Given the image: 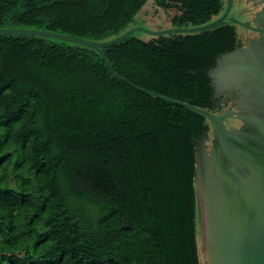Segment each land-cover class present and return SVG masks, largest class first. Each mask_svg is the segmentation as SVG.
<instances>
[{"label":"trees","instance_id":"1","mask_svg":"<svg viewBox=\"0 0 264 264\" xmlns=\"http://www.w3.org/2000/svg\"><path fill=\"white\" fill-rule=\"evenodd\" d=\"M149 0H0V29L105 41ZM173 26L201 25L225 0H154ZM99 50L53 36L0 34V264H208L198 146L231 108L210 75L244 44L237 24ZM110 63V65L108 64ZM114 69L118 74H116Z\"/></svg>","mask_w":264,"mask_h":264},{"label":"water","instance_id":"2","mask_svg":"<svg viewBox=\"0 0 264 264\" xmlns=\"http://www.w3.org/2000/svg\"><path fill=\"white\" fill-rule=\"evenodd\" d=\"M227 22L237 24L244 44L219 55L210 75L225 90L237 92L231 108L213 112L138 88L202 113L212 124L211 140L200 139L197 154L207 263L264 264V0H225L224 10L204 24L161 29L135 26L105 41L30 28H2L0 34L34 33L77 41L96 48L106 60L103 47L136 31L155 37L212 29Z\"/></svg>","mask_w":264,"mask_h":264},{"label":"rangeland","instance_id":"3","mask_svg":"<svg viewBox=\"0 0 264 264\" xmlns=\"http://www.w3.org/2000/svg\"><path fill=\"white\" fill-rule=\"evenodd\" d=\"M171 14L172 11H166L158 7L154 0H149L139 11L134 22L130 24V27L146 26L153 29L166 28L172 25ZM141 35L145 39L152 38L151 35L144 31ZM2 220L3 218L0 216V222Z\"/></svg>","mask_w":264,"mask_h":264},{"label":"flooded vegetation","instance_id":"4","mask_svg":"<svg viewBox=\"0 0 264 264\" xmlns=\"http://www.w3.org/2000/svg\"><path fill=\"white\" fill-rule=\"evenodd\" d=\"M234 9V8H233ZM230 14H231V12H230ZM236 97H238V94H237V92L236 91H234V97H233V101H234V99L236 98ZM235 120V119H234Z\"/></svg>","mask_w":264,"mask_h":264}]
</instances>
